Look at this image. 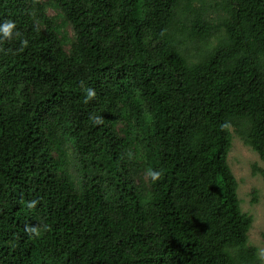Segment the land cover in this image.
I'll return each instance as SVG.
<instances>
[{
	"label": "trees",
	"instance_id": "trees-1",
	"mask_svg": "<svg viewBox=\"0 0 264 264\" xmlns=\"http://www.w3.org/2000/svg\"><path fill=\"white\" fill-rule=\"evenodd\" d=\"M6 20L0 264H264L228 161L234 134L264 161V0H0Z\"/></svg>",
	"mask_w": 264,
	"mask_h": 264
},
{
	"label": "rangeland",
	"instance_id": "rangeland-1",
	"mask_svg": "<svg viewBox=\"0 0 264 264\" xmlns=\"http://www.w3.org/2000/svg\"><path fill=\"white\" fill-rule=\"evenodd\" d=\"M55 12L54 9L50 10L52 15ZM228 161L239 182L241 208L253 217L249 231L250 244L258 247V252L264 260V177L261 172L264 171V161L236 134L233 136ZM73 167L74 165L71 164L69 168L72 172ZM253 191L257 192L255 202H253Z\"/></svg>",
	"mask_w": 264,
	"mask_h": 264
},
{
	"label": "clouds",
	"instance_id": "clouds-1",
	"mask_svg": "<svg viewBox=\"0 0 264 264\" xmlns=\"http://www.w3.org/2000/svg\"><path fill=\"white\" fill-rule=\"evenodd\" d=\"M14 36H19V31L16 29V25L13 21L6 20L5 22L0 23V39H12ZM23 43H27V41H23ZM88 95L89 97H91L92 95H94V92L89 89ZM150 175L153 180H156L159 178L160 172L151 171Z\"/></svg>",
	"mask_w": 264,
	"mask_h": 264
}]
</instances>
